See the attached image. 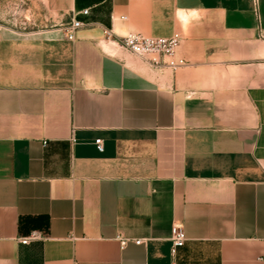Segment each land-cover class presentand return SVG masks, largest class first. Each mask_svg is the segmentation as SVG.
Masks as SVG:
<instances>
[{
  "label": "crops",
  "instance_id": "crops-1",
  "mask_svg": "<svg viewBox=\"0 0 264 264\" xmlns=\"http://www.w3.org/2000/svg\"><path fill=\"white\" fill-rule=\"evenodd\" d=\"M172 263L264 264V0H0V264Z\"/></svg>",
  "mask_w": 264,
  "mask_h": 264
},
{
  "label": "built area",
  "instance_id": "built-area-1",
  "mask_svg": "<svg viewBox=\"0 0 264 264\" xmlns=\"http://www.w3.org/2000/svg\"><path fill=\"white\" fill-rule=\"evenodd\" d=\"M87 9H83V14L87 13ZM83 23L71 18L67 25L66 37L72 39L74 31ZM103 33L108 38V41L120 48L125 49L130 54L148 62L154 67L166 66L172 70L184 64L183 58L175 56L176 47L180 41V34L173 32L169 36H148L139 32H128L125 36L115 37L110 29H103ZM94 145L98 151L103 150V143L101 138L94 139ZM40 238L37 231H31L27 236L20 239V243L25 244L30 240ZM186 239L182 225L178 222H173L170 229V253L175 254L176 249L183 245ZM134 243H143L142 239L134 240ZM175 264V263H172Z\"/></svg>",
  "mask_w": 264,
  "mask_h": 264
}]
</instances>
